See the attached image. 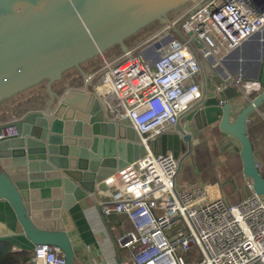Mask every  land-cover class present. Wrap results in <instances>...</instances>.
Returning a JSON list of instances; mask_svg holds the SVG:
<instances>
[{
  "label": "water",
  "instance_id": "water-1",
  "mask_svg": "<svg viewBox=\"0 0 264 264\" xmlns=\"http://www.w3.org/2000/svg\"><path fill=\"white\" fill-rule=\"evenodd\" d=\"M197 1L0 0V102L34 88L0 109V120L7 119L0 123V200L13 208L22 234L34 245L61 248L66 264H77L76 251L83 246L71 209L96 197L111 175L146 153L136 130L109 114L96 80L88 79L95 68L85 64L100 56L101 67L121 54L145 49V43ZM154 24L160 25L134 42ZM172 29L188 40L179 27ZM172 38L169 33L167 39ZM150 45L163 46L159 40ZM117 46L120 55L105 57ZM200 64L201 98L170 131L151 140L150 148L155 155L171 153L181 163L196 137L218 122L221 148L240 150L254 191L264 195V179L246 134L250 114L264 102V60L258 61L256 73L261 88L252 89L249 102L236 85L216 92L235 75L219 61ZM70 70L78 72L69 76ZM84 81L85 88L74 87Z\"/></svg>",
  "mask_w": 264,
  "mask_h": 264
},
{
  "label": "built area",
  "instance_id": "built-area-1",
  "mask_svg": "<svg viewBox=\"0 0 264 264\" xmlns=\"http://www.w3.org/2000/svg\"><path fill=\"white\" fill-rule=\"evenodd\" d=\"M263 29L264 0H198L152 40H168L171 33L167 45L146 44L151 61L132 50L89 74L109 114L132 126L146 147L144 157L111 175L96 193L103 216L121 214L131 223L116 241L129 251L120 264H264V195L253 189L232 204L210 197L201 185L178 188L179 160L150 148L151 140L170 131L201 98L200 61L220 62ZM229 85L248 102L252 89L261 88L236 74L215 90ZM25 264H66V259L61 248L38 244Z\"/></svg>",
  "mask_w": 264,
  "mask_h": 264
},
{
  "label": "crops",
  "instance_id": "crops-1",
  "mask_svg": "<svg viewBox=\"0 0 264 264\" xmlns=\"http://www.w3.org/2000/svg\"><path fill=\"white\" fill-rule=\"evenodd\" d=\"M263 49L264 29L259 37H252L239 50L224 55L220 60L221 66L230 74L257 81L258 61L264 60ZM148 53V49L141 52L146 59H149ZM212 66L219 69L215 63ZM198 77L201 82L200 75ZM87 84L84 81L83 85L74 87L85 88ZM5 120H0V123ZM218 126V122L209 126L202 136L196 137L197 144L192 152L182 155L176 186L188 189L201 185L208 189L210 197H223L234 204L252 193L254 182L245 173L240 150L232 152L229 148H221L219 140L222 135ZM246 134L256 166L264 179V102L250 114ZM97 202L96 197H88L71 209V217L83 244L76 251L75 261L77 264H120L126 254L116 241L131 228V223L125 215L103 216ZM34 248L35 245L22 234L11 205L0 200V264H13L14 256V264H18L17 256L24 253L31 258Z\"/></svg>",
  "mask_w": 264,
  "mask_h": 264
},
{
  "label": "trees",
  "instance_id": "trees-1",
  "mask_svg": "<svg viewBox=\"0 0 264 264\" xmlns=\"http://www.w3.org/2000/svg\"><path fill=\"white\" fill-rule=\"evenodd\" d=\"M160 24H154L150 29L148 30H144L143 32H140L136 38V40L134 42H138L140 41L142 38H144L145 36H147L148 34L152 33L154 30H156L158 28ZM153 28V29H152ZM121 52H120V49L119 47H114L112 48L109 52H106V55L105 57L107 58H112V57H115V56H118L120 55ZM102 57L98 56L96 58H93L92 60H90L87 64H85V66H92L93 68H98L101 63H102ZM73 71V70H70V72ZM74 72V71H73ZM43 84H40L39 86H41ZM38 86V87H39ZM34 88H30V89H27L25 91H22L6 100H3L2 102H0V109H3V108H8L12 103H14L16 100L22 98L23 96L27 95L29 92H31ZM30 259V256L27 255L26 253L24 254H19L17 256V260H18V264H25L28 260ZM15 262V256L13 257V264Z\"/></svg>",
  "mask_w": 264,
  "mask_h": 264
},
{
  "label": "rangeland",
  "instance_id": "rangeland-1",
  "mask_svg": "<svg viewBox=\"0 0 264 264\" xmlns=\"http://www.w3.org/2000/svg\"><path fill=\"white\" fill-rule=\"evenodd\" d=\"M159 41L162 43L163 46L167 45V43H168V40H165V41L164 40H159ZM145 44H147V43H145ZM144 46L145 45H143L140 48L135 49L136 51L138 50L137 53H140L141 54V52H143V50H145V49H143ZM148 57L150 58L149 61H151V59H153V57L151 55H149ZM248 81H251V80H248ZM122 252H123V254H126V255L129 253L128 250H122Z\"/></svg>",
  "mask_w": 264,
  "mask_h": 264
},
{
  "label": "flooded vegetation",
  "instance_id": "flooded-vegetation-1",
  "mask_svg": "<svg viewBox=\"0 0 264 264\" xmlns=\"http://www.w3.org/2000/svg\"><path fill=\"white\" fill-rule=\"evenodd\" d=\"M77 72H78V70H75L74 72L71 71L68 75H69V76H72V75L76 74ZM69 76H67V77H69Z\"/></svg>",
  "mask_w": 264,
  "mask_h": 264
}]
</instances>
